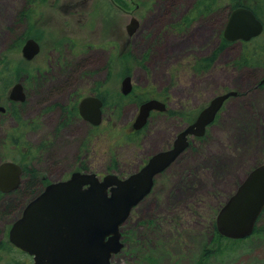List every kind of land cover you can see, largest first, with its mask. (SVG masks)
Wrapping results in <instances>:
<instances>
[{
  "label": "rangeland",
  "instance_id": "1",
  "mask_svg": "<svg viewBox=\"0 0 264 264\" xmlns=\"http://www.w3.org/2000/svg\"><path fill=\"white\" fill-rule=\"evenodd\" d=\"M64 1L49 0L43 7L33 6L27 10L29 0H0V79L3 77L0 83L4 80L5 85L8 77L13 80L25 76L24 73L13 77L9 72L14 69L9 68L13 65L24 71L26 66L21 53L23 40L35 32L40 34L42 31L48 49L45 48L41 57L32 64H39L52 73L59 71L53 60L60 53L49 48L55 35L60 38L56 31L64 29L72 38L76 27H79L73 16H66L61 7ZM127 1L129 9H133L138 2ZM173 2L161 3L162 9H171L176 14L173 20L166 23L169 33L168 24L178 21L194 1L183 0V4L176 7L172 6ZM110 3L114 6L112 0ZM230 14V5L225 2L222 12L210 19L203 17L183 36H171L169 43L158 44L160 52L156 45L147 49L153 39L145 40L142 36L134 38L135 55H140L143 50L145 53L151 52L147 53L149 56L143 63L131 69L134 85L136 88L147 87L146 92L150 91L160 96L162 101L171 102L170 114L179 111L186 114L187 119L160 114L153 117L143 131L133 133L131 126L138 114L137 104L129 97L121 98L117 93V80L122 68L114 65L108 100L123 104V107L113 111L112 115L106 113L105 120L111 118V127L97 130L98 135H93L91 140L85 139L90 130L80 121L74 126V137L73 130H69L70 133L62 130L57 139L51 138L54 142L42 144L45 137L54 136V129L62 118L60 110H54L49 119L41 116L44 109L49 107L47 101L65 102L67 93H60L57 87H53V91H47L49 87H44V92L39 96L32 95L23 106V118L41 116L42 128L26 134L28 143L19 146L5 144L9 128L16 125L11 126L13 120L6 122V125L0 124V163L7 159L23 161L33 153L35 156L25 165L27 170H35L38 177L30 195L21 199L15 192L4 194L3 198L0 196V257L10 264H28L32 261L29 255L11 245L9 231L30 197L44 188L43 184L68 179L76 171L100 176L113 173L127 178L143 167L155 153L170 148L176 136L192 119L197 118L214 97L237 91L238 96L226 102L205 137L193 138L189 149L169 169L157 176L152 193L133 210L122 227L125 247L112 258V264H201L206 249L216 253L202 264H264V215L258 224L263 232L243 242L224 241L221 245L215 234L219 210L246 175L264 164V84L260 86L264 80V69H240L235 66L243 49L240 42L227 45L215 61L210 60L219 45L218 32L223 24L226 26ZM136 17L140 20L139 16ZM123 18L129 20L125 14ZM103 26L104 23L98 20L95 27L78 31L95 40ZM143 30L145 36L148 33L152 36L162 30V23L157 24L155 17H147ZM62 43L66 44V41L63 39ZM64 48L61 55L73 56L67 46ZM47 53L52 60L46 63L43 57ZM90 53L95 54V51ZM206 56L210 57L199 60ZM91 66L97 72H102L104 67L95 60ZM198 66H204L206 72H200ZM48 79L40 78V81L44 84L49 82ZM173 84L177 86L176 96L171 91ZM105 131L112 133V139L110 134H102ZM27 181L29 178L25 175L23 182ZM14 202L19 203L20 209L13 213L4 209L6 204Z\"/></svg>",
  "mask_w": 264,
  "mask_h": 264
},
{
  "label": "water",
  "instance_id": "2",
  "mask_svg": "<svg viewBox=\"0 0 264 264\" xmlns=\"http://www.w3.org/2000/svg\"><path fill=\"white\" fill-rule=\"evenodd\" d=\"M131 31L136 27L131 24ZM263 23L246 8L235 9L226 25L228 41H250L262 34ZM24 56L32 59L39 45L28 40ZM131 78L123 83V92L131 91ZM238 95L231 91L219 95L201 112L198 119L180 133L171 148L161 151L140 171L127 179L107 175L101 180L96 174L74 173L69 180L48 185L24 209L13 224L9 239L18 248L34 257L33 264H112L119 253L121 227L129 219L132 209L151 192L154 179L167 170L189 146L190 137H203L207 126L216 118L225 101ZM12 98L24 101L21 85L13 90ZM94 115L100 123L101 102L95 100ZM91 100L81 103L86 118ZM158 101H150L140 108L134 124L141 129L150 113L164 110ZM22 169L6 162L0 166V191L10 192L19 187ZM87 187V188H85ZM264 211V164L252 170L217 215L218 232L229 239L241 240L251 236Z\"/></svg>",
  "mask_w": 264,
  "mask_h": 264
},
{
  "label": "flooded vegetation",
  "instance_id": "3",
  "mask_svg": "<svg viewBox=\"0 0 264 264\" xmlns=\"http://www.w3.org/2000/svg\"><path fill=\"white\" fill-rule=\"evenodd\" d=\"M30 1L31 3L27 6V8H31L33 5H36L33 3V0ZM167 1L170 0H138V2L134 4V8L129 9L127 0H120V2H118L117 0H112L114 6L110 3L111 0H96L92 3L91 1L89 2V0H65L62 3L63 6L61 7L65 10L66 16H73L76 24H78L79 27H76L74 33L75 35L73 38H71L68 33H65L64 29L56 31V33L59 34L60 38H54L53 44L51 43L52 45H50L49 48L60 53L59 57L53 60V62L57 64L59 71L52 73V71L49 72V69L42 68L41 66H39V64L35 67L33 66L32 62L41 57V54L44 53L45 48L48 49V45L46 44L45 46L44 38L40 34L34 35L35 39L41 44V52L35 57L34 60L27 63L25 76L23 78L21 77L17 79L14 82L11 81L7 85L9 87V90L7 89L8 91H6V94L0 93V108H5V112L0 111V124L6 125V122H10V120H13L14 124H11V126H16H13V128H11L12 130L16 129L20 125V128H23L25 130L22 131V129H19V131L28 134L34 129L42 128L40 124L41 116L49 119L54 110H60L62 117L61 121L54 129V136H47L44 138L46 140L43 139L44 141L42 144L44 145L48 141L54 142L55 140L52 139H57L59 137V131L62 130H65L68 133H70L69 130H73L72 136L74 137V126L80 121H82L90 130L85 137V139L88 140H91L92 136L97 134V129L104 127L106 130L108 127H111V118L109 119V121H106L105 116L106 110L110 107L108 95L110 90L109 86L113 82V66L120 65L122 68V74L117 80L118 88H116L121 91L122 82L126 77L131 76L133 81V76L130 73L131 69H133L134 66L137 67L141 63H143L149 56V54L147 53H151H145V50H143L140 55L138 53L135 55L134 38L136 36H142V38L145 40L153 39L151 43L149 42L150 44H148L147 49H151L156 45L155 48L158 52H160L161 48L158 44H164L165 42L169 43L171 41V36H183L188 30H191L194 25L197 24V22L203 17L206 19H210L216 13L222 12L224 9L223 0H193L194 2L185 11L184 15H182L178 19V21H176L175 23L173 21L172 24H168L170 31L169 33L168 29L166 30V23L173 20V16H176V14H173L171 9L168 10L161 8V3L164 4ZM173 1L174 2L172 6L175 7L177 4H183V0ZM123 14H125L126 17L129 16V20L125 21L123 18ZM136 16H139L140 20L137 19ZM147 17L157 18V24L160 22L162 23V30L157 34L154 33L152 36H150V33L145 36L143 23ZM134 19L137 20V23ZM98 20H101L104 23V26L95 40L94 38H91L89 36L81 35L80 31H78L79 29H88L89 26V29L95 27L98 23ZM132 22L135 23L136 27L134 28L135 31L133 30L134 32L130 34V31L132 29L130 24ZM224 31L225 26L223 24L221 30L218 32L219 45L217 48L221 46L225 39ZM63 39L66 41V44L62 43ZM66 46L69 48L68 50L73 56L64 57L63 55H61V52L63 53V50L65 49L64 47ZM90 51H95V54H91ZM206 58H209V56H206ZM43 60L47 63L50 62L52 58L47 53V55L45 54V56L43 57ZM94 60L101 62L104 65V67L102 68V72L104 71L105 73L97 72L96 68L91 66L92 61ZM99 75L101 76L98 77ZM40 78H49V82L42 84ZM16 84L23 85L22 88L26 95V99L24 102L12 101L9 98L10 90ZM132 85L133 90L127 97H129V99H132V101L137 104L138 110L140 105L148 100L158 99L162 101L159 98L160 96H157L155 94H149V98L144 99V91L147 87L142 86L140 88H136L134 83H132ZM44 87H49L47 91H53V87H57L56 89H60V93H67L65 102L59 104L53 102V100L47 101V103H49V107L44 109V114L37 118L34 117L33 119H26L27 121L24 125L18 124L16 122L15 112L19 111L20 114L23 113V106L26 105L29 99H31L32 95L38 94L39 96L41 92H44ZM171 87L173 95L176 96L177 86L173 84ZM89 97L99 99L103 104L102 123L100 125H95L93 123L92 120L94 119V117L92 113H90L89 119H86L81 115V102L83 101V99ZM162 102L167 105V110L164 113L153 111L150 117L151 119L155 116H160V114L164 116L170 114L171 102ZM117 107L118 106H115V108ZM91 109H93V104L90 105L88 112H91ZM45 112H47V115L45 114ZM172 114L174 118H182V120L188 118L186 114L180 113L179 111ZM193 120L194 119H192L189 123H192ZM106 132V134H110L112 136V133L110 131ZM25 140H27V137L25 138ZM6 141H14V137L8 136ZM20 165L23 171L19 188L22 185L23 177L26 175V172L33 170H27L25 163H20Z\"/></svg>",
  "mask_w": 264,
  "mask_h": 264
},
{
  "label": "trees",
  "instance_id": "4",
  "mask_svg": "<svg viewBox=\"0 0 264 264\" xmlns=\"http://www.w3.org/2000/svg\"><path fill=\"white\" fill-rule=\"evenodd\" d=\"M40 1L43 4L46 3V0H40ZM225 2H226V4L230 5L231 11L233 9H235V8H238V7H246V8H249V9L253 10L256 13V15L260 19H262L263 22H264V15H263V13H264V0H227ZM229 44H231V43H228L226 40H224L223 43L221 44V46L219 48H217L215 50V52L212 54L210 60L211 61L216 60L218 55ZM242 45H243V49L241 51V55L239 56V58L234 63L235 66L240 68V69L241 68H246V67H251V68L259 67V68H263L264 69V33L260 37L252 40L251 42H243ZM208 62H209V60L207 61V64H208ZM2 65H3V61H2ZM202 67L205 69L204 66H202ZM198 68L200 69L199 66H198ZM9 69H11V70L14 69L13 72H12V73H14L13 77L16 76V75H20L22 73V68H20V67L12 66ZM260 86L262 87L263 84H260ZM15 114H16L17 119H20V124L24 125L26 121L24 122L21 118L18 117L19 116V112L15 113ZM20 129H22V131L25 130L23 128H20ZM21 133L24 134V132H21ZM29 157H31V154H30V156H28V158H25L22 162L25 163V164L28 163ZM26 176H28L29 181L22 182L21 187L15 192V193H17L19 195L20 199L22 197L26 196V195H30L31 194L30 192L32 191V188L38 182L37 172L35 170L27 171L26 172ZM0 196L3 198L4 194L0 193ZM18 204L19 203H15V202L14 203H8V204H6L4 206V209H6V211H8V212L11 211V213H13V212L17 211V208L20 209V206ZM263 215H264V213L260 217L258 223L262 219ZM261 232H263V229H260L259 226H257L254 235L257 234V233H261ZM215 234H216L218 243L221 244V245H223L222 243L224 241L234 242V243H238V242H243L244 241V240L243 241H232V240H229V239H226V238L222 237L217 232L216 225H215ZM221 245H220V247H221ZM215 253L216 252H213L210 249L204 250V254L201 257V264L204 262V260H207L206 258L211 257ZM0 263H2V264H10L9 262L4 260V257H0Z\"/></svg>",
  "mask_w": 264,
  "mask_h": 264
},
{
  "label": "bare ground",
  "instance_id": "5",
  "mask_svg": "<svg viewBox=\"0 0 264 264\" xmlns=\"http://www.w3.org/2000/svg\"><path fill=\"white\" fill-rule=\"evenodd\" d=\"M44 71V70H43Z\"/></svg>",
  "mask_w": 264,
  "mask_h": 264
}]
</instances>
